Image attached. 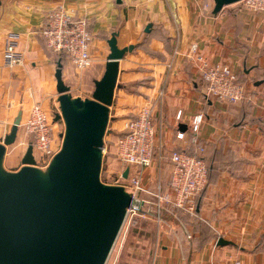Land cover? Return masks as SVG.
<instances>
[{
	"label": "crops",
	"instance_id": "obj_1",
	"mask_svg": "<svg viewBox=\"0 0 264 264\" xmlns=\"http://www.w3.org/2000/svg\"><path fill=\"white\" fill-rule=\"evenodd\" d=\"M61 8L75 19L88 20L93 65L87 79L94 84L92 93L104 75L113 33L119 34L121 49L136 46L120 61L119 88L108 126L116 139L110 137L111 144L105 139L103 165L116 157L127 122L143 106L152 108L157 132L154 165H162V153L169 152L171 161L173 151L190 152V119L198 111L206 116L200 143L209 178L197 214L160 212L157 201L141 198L146 216L124 228L112 264H264V14L234 4L214 15V0H122V4L117 0H2L0 142L11 132L18 114H23L15 144L23 152L17 163L9 165L11 147L7 149L8 171L20 168L33 141L26 124L35 104L48 110L54 132L62 135L60 123H55L60 112L56 56L42 35L50 12ZM149 24L153 29L146 34ZM10 35L16 36L15 51L21 57L13 68L5 63ZM193 46L211 64L231 67L249 99L236 105L207 101ZM62 65L64 82L71 86L76 70L67 56ZM180 111L183 116L178 121ZM178 132L186 133L185 140L177 139ZM171 164L165 192L171 189ZM153 173L151 167L143 176L149 193ZM220 239L228 243L221 246ZM124 255L140 261L126 260Z\"/></svg>",
	"mask_w": 264,
	"mask_h": 264
},
{
	"label": "water",
	"instance_id": "obj_2",
	"mask_svg": "<svg viewBox=\"0 0 264 264\" xmlns=\"http://www.w3.org/2000/svg\"><path fill=\"white\" fill-rule=\"evenodd\" d=\"M241 1L214 0L213 13ZM152 29L149 24L145 33ZM118 36L113 33L108 40L110 54L103 77L95 82L92 99L73 97L63 79V65L57 64L61 113L55 122H64L65 133L60 151L46 170L36 166L33 145L17 171L4 166L7 149L17 141L22 112L0 142V264L108 263L132 202L124 187L101 181L120 61L136 48L121 49ZM129 171L125 170L124 179ZM227 243L219 240L221 246Z\"/></svg>",
	"mask_w": 264,
	"mask_h": 264
},
{
	"label": "built area",
	"instance_id": "obj_3",
	"mask_svg": "<svg viewBox=\"0 0 264 264\" xmlns=\"http://www.w3.org/2000/svg\"><path fill=\"white\" fill-rule=\"evenodd\" d=\"M239 4L249 12L264 14V0H242ZM42 35L48 49L55 54L69 57L77 73L82 74L92 67V34L88 20L75 19L70 12L62 8L53 10L49 14ZM15 37L10 35L6 41L5 63L9 68L18 65L21 58L15 51L17 45ZM197 48L193 46L191 52L196 54L198 72L205 82L206 100L225 105H236L248 100L246 87L239 82L232 68L222 64H211L205 57L197 54ZM182 116L183 113L178 112L177 120L180 121ZM205 121V114L198 111L189 122L190 142L195 147V154L186 151L172 152L171 161L174 168L170 191H163L159 185L156 194L151 193L157 199L158 211L173 209L191 216L197 214V199L206 189L209 178L208 165L201 157L205 149L200 143V133ZM26 131L33 139L36 166L46 170L60 151L63 140L56 136L49 114L43 106L39 104L32 106ZM125 132L124 137L117 142V158L121 171L115 185L124 187L132 197L124 224V227H129L136 217L146 216L140 194H150L143 185V176L145 171L154 165V153L158 143L152 108L143 106L136 117L127 122ZM185 138L186 133H177L178 140ZM127 168L130 170L129 175L124 179L123 174Z\"/></svg>",
	"mask_w": 264,
	"mask_h": 264
},
{
	"label": "rangeland",
	"instance_id": "obj_4",
	"mask_svg": "<svg viewBox=\"0 0 264 264\" xmlns=\"http://www.w3.org/2000/svg\"><path fill=\"white\" fill-rule=\"evenodd\" d=\"M73 75L75 76V81L70 86L71 87V94L75 95V96H77L79 98H82V99H92V95H93L92 88H93L94 84H93L92 81L87 79L88 70L85 71L82 74H79V73L75 72ZM77 97H75V98H77ZM47 112H48V110H47ZM60 113L61 112H59V114ZM48 114H49V112H48ZM59 123H60L61 132H62V134H64L65 133L64 122L63 121H59ZM112 134H113V131L108 129V132H107L106 137H105V139L108 138V140H106L108 144L112 143L111 141H109V140L112 139V137L114 139H116L115 136H111ZM56 136H58L61 139V137L59 135L56 134ZM110 137H111V139H110ZM21 148L19 146H17V145H14V146L11 147V149L8 152L7 159H6L7 164L10 165V164H13V163H17L19 161L20 155L23 152ZM24 148H25V146H23V149ZM161 155H162V158H163L162 161H161V162H163L162 165H158V163H157L156 165L152 166V171L154 172L153 173L154 176H153V180H152L153 181V185L150 184V186H149L150 187L149 190L152 191L151 192L152 194L153 193L156 194L157 188H158V186L160 184H161V186H162V188L164 190L165 185L168 184V182L170 180V177H171V169H172L171 165L172 164H171V161H170V153L169 152L162 153ZM202 156L204 157L205 153H203ZM117 159L118 158H117V155H116V157L112 156V160L109 161L107 159L106 162H104L103 171H102V175H101V181L104 184H106V185L116 186L115 185V180H117L118 175H119V173L121 171V165H120V163H119V161ZM158 183H160V184L158 185ZM151 193L150 194H143V195L140 196V198L146 197L147 199H150L152 201H157L156 197L151 195ZM137 218L138 217H136V219ZM124 228L122 229V232H121V234H120V236L118 238V241H117V243H116V245H115V247L113 249V252H112L107 264H112V262L115 260V258L117 256V251L120 248V245L122 244V241H123V232H124L123 230H124ZM125 259L129 260V261L133 260L134 262L135 261L136 262L140 261V260H138L139 258H129V256H125Z\"/></svg>",
	"mask_w": 264,
	"mask_h": 264
},
{
	"label": "trees",
	"instance_id": "obj_5",
	"mask_svg": "<svg viewBox=\"0 0 264 264\" xmlns=\"http://www.w3.org/2000/svg\"><path fill=\"white\" fill-rule=\"evenodd\" d=\"M46 47H47V45H46ZM47 49H48V47H47ZM49 50V49H48ZM54 55L56 56V62H57V64L59 63V62H61L62 63V61H63V59H64V57H65V55H58V54H55L54 53ZM31 145H33V141H32V143H31ZM191 151L190 152H188L189 154H194L195 153V148L193 147V146H191ZM205 153V152H204ZM205 161H206V159H205V156L203 157V156H201ZM206 163H207V161H206ZM207 165H208V163H207ZM208 168H209V165H208ZM205 191V190H204ZM203 191V192H204ZM202 192V193H203ZM202 195V194H201ZM200 195V196H201ZM199 196V197H200ZM199 197H198V199H197V206H198V201H199Z\"/></svg>",
	"mask_w": 264,
	"mask_h": 264
}]
</instances>
